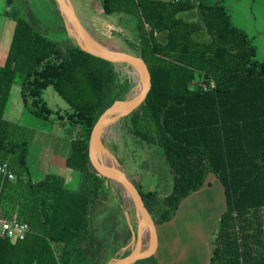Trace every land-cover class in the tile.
<instances>
[{
  "label": "trees",
  "instance_id": "obj_1",
  "mask_svg": "<svg viewBox=\"0 0 264 264\" xmlns=\"http://www.w3.org/2000/svg\"><path fill=\"white\" fill-rule=\"evenodd\" d=\"M13 1L6 0L3 11L15 25L0 66V165L13 179L0 173V214L26 222L31 233L15 242L0 238V264H107L130 233L125 227L111 241L106 235L97 239L92 210L102 209L100 196L110 184L92 167L88 140L99 115L126 92L130 78L120 79L112 62L76 45L57 8L56 24L42 30L23 15L33 19L29 1ZM223 1L101 0L100 5L106 15L137 20L132 46L148 67L151 87L144 102L121 119L120 130L134 149L160 147L170 168L172 188L161 198L164 208L152 217L154 223L170 220L213 173L225 187L226 209L209 264H264V61L255 58L252 38L233 24ZM194 8L200 22L184 17ZM54 29L64 37L50 38ZM134 72L129 70L131 78ZM13 84L37 117L54 112L41 97L48 85L67 103L66 121L73 127L65 165L80 173L76 190L52 174L31 180L27 159L34 130L2 117ZM137 173L127 178L145 204L149 199V210L153 194L142 192ZM134 264L158 262L150 255Z\"/></svg>",
  "mask_w": 264,
  "mask_h": 264
},
{
  "label": "rangeland",
  "instance_id": "obj_2",
  "mask_svg": "<svg viewBox=\"0 0 264 264\" xmlns=\"http://www.w3.org/2000/svg\"><path fill=\"white\" fill-rule=\"evenodd\" d=\"M28 1L29 5L31 4L32 7L31 18L33 19H30L26 14L23 15L27 17L29 21L37 22L42 30L56 24L54 22L57 21V17L53 11L54 8L57 7L53 0ZM188 1L191 3L193 1H195V3L198 2V0ZM213 1L214 0H203L205 5H210ZM13 2H16V0ZM70 2L82 25L101 44L112 45L117 47L120 51L132 55H138L132 46L133 39L131 34L136 27V24L134 25V19L126 15H124V18L119 14L106 15L101 9V0H70ZM5 3L6 0H0V14L3 13L5 9ZM223 5L226 11L230 14L233 24L245 29L253 39V44L257 49L255 58L264 61V0H224ZM3 17L4 16H0V33L2 24L1 18ZM184 17L195 22L201 21L196 9L191 10L185 14ZM54 30L48 31V36L50 38L60 40L64 37L62 31L59 29ZM8 38H11V35ZM4 42L5 43L0 46V59L7 51V40ZM113 64L120 74V79H122V77L130 78V85L126 92L121 94L117 99L123 100L129 93L130 87H133V85H131L133 80H131V77L128 74V71L132 70V68L126 63L119 61H116ZM134 96L136 95L134 94L131 97ZM41 97L47 106L54 111L49 115V118L41 120L44 123L41 127L42 132H39L40 129L38 130V135L40 137L43 136L49 138L46 148L48 151H51L54 141L53 137L63 135V133L58 132V129L54 126L56 124L55 121L58 118V115H62L63 117H61V119L65 122L69 117V107L55 92L51 85H48L43 89ZM125 117H127V115L121 117L115 124L108 128L105 126V131L102 133L100 139L101 157L105 159L109 165H111V157H114L113 159L119 165V170L130 179L137 178V172H139L141 179L146 178V180L152 181V185L149 186L150 188H148V186H143L141 189L142 192L150 191L151 194H153L151 201L153 203L149 208V213L152 217H157L164 208L161 198L169 194L171 191L172 174L165 159L164 152L160 147L155 145H144L143 149H134V144L132 145L131 143V137L123 130V128L120 130V121ZM65 123H67V130L70 128L72 129V124H68V122ZM134 150L136 151L135 154H133ZM106 152L112 155H110V160L107 159ZM58 160L59 157H55V160L53 161L57 162ZM41 171L42 170H40L39 173L34 172V174L39 177L42 174ZM69 171H72L73 174H71L69 178L65 177V186L67 188H72L75 186V177L77 178L79 173L75 170ZM74 174L76 176H73ZM100 197L104 205L102 209L106 206L105 209L102 210L99 209L100 207L98 208V206H95L92 210V225L96 230L97 239L102 235H106L111 241L114 239L113 234L115 231L118 230L119 233H122L124 232L125 227H127L125 230L128 229L127 231L130 233L129 238L124 244L125 246L122 245L115 255L108 257L107 263H113L133 251V249L131 247V249L128 248V246L132 240V235H137L136 227L139 217L132 198L127 200L122 188L117 182L112 181L110 182V185L105 186L102 196ZM146 201V206H148L149 199ZM135 239L139 242V235H137ZM138 250L140 252L144 251L141 247H139Z\"/></svg>",
  "mask_w": 264,
  "mask_h": 264
},
{
  "label": "crops",
  "instance_id": "obj_3",
  "mask_svg": "<svg viewBox=\"0 0 264 264\" xmlns=\"http://www.w3.org/2000/svg\"><path fill=\"white\" fill-rule=\"evenodd\" d=\"M0 16H4L1 18L0 46L7 40L8 49L11 40L8 37L12 36L15 23L11 17L4 13H1ZM134 20V25H137V20ZM5 56L6 54L0 59V66L4 62ZM2 117L7 121L34 130V138L27 159L31 180L38 181L45 175L52 174L62 178L64 187L67 188L65 177L69 178L73 174L72 171H69L73 169L65 165V159L71 152V137L67 130V123H65L67 121L56 119L54 126L63 135L52 136L54 138L52 150L48 151L46 146L49 138L38 135L39 129V132H42L41 127L44 123L41 120L44 118L31 114L24 107L21 87L17 84H13L9 90ZM55 157H59L57 162L53 161ZM40 170H42V174L37 177L34 172L39 173ZM79 177L80 173L77 178L75 177V186L67 189L76 190L79 185ZM141 183L142 186H148V188L152 185V181L146 180V178L141 179ZM225 209V187L215 174L209 173L205 183L179 203L170 220L155 223L154 257L158 264H209L215 248L213 236L216 225ZM150 237L149 234L145 243L148 248L151 244Z\"/></svg>",
  "mask_w": 264,
  "mask_h": 264
},
{
  "label": "water",
  "instance_id": "obj_4",
  "mask_svg": "<svg viewBox=\"0 0 264 264\" xmlns=\"http://www.w3.org/2000/svg\"><path fill=\"white\" fill-rule=\"evenodd\" d=\"M54 3L58 11L60 12L68 37L82 50L90 53L93 56L102 58L112 63L116 61L126 63L127 65L131 66L132 69L136 68L144 74L139 93L130 100L127 99V96L123 100H115L108 108H106L95 121L88 140V154L91 165L94 170L99 176L107 178L109 184L110 182L115 181L120 185L122 190V186H124L130 198H132L133 200L139 219H144L148 224L151 236V244L147 250L140 252L138 249H135L125 257L117 260L116 262L107 263L134 264L139 259L154 255L156 247L155 223L135 185L120 170L116 171L114 169L109 168L106 162L101 160L98 145H100L101 135L105 131V126L108 124L107 122L110 117H118L119 120L121 117H124L130 114L132 111L136 110L144 102L151 87L150 73L146 63L140 56L120 51L115 46L113 47L117 49L113 50V48H109L107 45H103L97 39H95L91 35V33L85 29V27L78 19L70 0H54ZM68 20L72 21L75 24L79 32L80 38L84 42V45L75 42L72 36L69 34L67 27ZM115 164L119 167L116 161ZM137 235H139L138 231ZM136 236L132 235V238H135Z\"/></svg>",
  "mask_w": 264,
  "mask_h": 264
},
{
  "label": "bare ground",
  "instance_id": "obj_5",
  "mask_svg": "<svg viewBox=\"0 0 264 264\" xmlns=\"http://www.w3.org/2000/svg\"><path fill=\"white\" fill-rule=\"evenodd\" d=\"M67 27H68L69 34L72 36L73 40L75 42H78V43L84 45V42L80 38L79 32H78L75 24L72 21L68 20L67 21ZM107 46L109 48H113V50L117 49V48L113 47L112 45L111 46L110 45H107ZM143 78H144L143 72H141L140 70H138V69L135 68V72H134V74H133V76L131 78V80H133V82H131V85H133V87L132 86L130 87L129 93L127 94V99L130 100V99L134 98L135 96L134 97H131V96H133L135 93H137L138 91H140L139 89L141 87V82L143 81ZM117 120H118V117H115V118L110 117L109 120H108V122H107L108 124L106 125V128H108L111 125L115 124ZM98 146H99V154L101 156V153H100V145H98ZM114 147H115V145H114ZM105 154H106L107 159L110 160V155L111 154H108V152H106ZM113 158L111 157V160H110L111 165H109L105 161V159H103L102 157H101V160H103L104 162H106V164H107V166H109V168L114 169V170L117 171V170H119V167L115 164V160ZM122 187H123V192L126 195L125 197L127 198V200H129L130 199V196H129L127 190L124 188V186H122ZM127 207H129V206H127ZM138 220L139 221L137 222L136 232L138 231L140 240H139V242H137L136 239H135L136 237L135 238H132V240H131V242H130V244L128 246V248L131 247L133 250L138 249L139 247H141L143 249V247H144V245H145V243L147 241V237L150 234V231H149V227H148L147 222L144 219H142V220L141 219H138Z\"/></svg>",
  "mask_w": 264,
  "mask_h": 264
},
{
  "label": "built area",
  "instance_id": "obj_6",
  "mask_svg": "<svg viewBox=\"0 0 264 264\" xmlns=\"http://www.w3.org/2000/svg\"><path fill=\"white\" fill-rule=\"evenodd\" d=\"M213 86V83H211ZM0 173L7 175L9 179H13L5 164L0 165ZM31 233V229L26 222L17 221L16 219H8L0 214V238H7L11 242L21 241Z\"/></svg>",
  "mask_w": 264,
  "mask_h": 264
}]
</instances>
